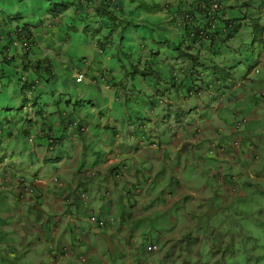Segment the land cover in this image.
<instances>
[{"label":"clouds","instance_id":"clouds-1","mask_svg":"<svg viewBox=\"0 0 264 264\" xmlns=\"http://www.w3.org/2000/svg\"><path fill=\"white\" fill-rule=\"evenodd\" d=\"M65 1H67L66 4ZM70 1L72 5H70ZM174 1L0 0V79L4 74L11 79L8 88L4 90L0 89V147L2 146L0 156L6 150V146L10 145L8 154L6 153L2 164L11 165L10 167L16 170V167L20 165V161L16 157L12 158L9 154L11 152H18L22 149L21 146L25 145L32 152L29 154H33L32 163L33 167L35 166L34 169L39 171V167L36 165L40 162L43 163L44 160L46 161L50 157L47 151L44 153L40 152L39 154V147L36 146V144L38 145L36 138L40 132L44 131L46 127L45 123L59 109L65 107L62 106V103L68 99L70 101L72 100L71 92L75 93L77 102H79L80 96L83 95V90L89 89L91 86L97 89L107 90L112 95L114 94V90L109 89L108 82L106 83V79L109 78L108 75L110 76L111 73L119 74L116 66H112V57L122 60L125 54H132L134 58L132 67L130 68L129 64H127V69H130V73L144 60H148L150 63L152 56L159 55L158 53L162 51L161 45L158 44L157 39L154 41L151 37L156 38L158 36V40H163L161 43L169 42L166 33L168 25L176 27L181 32H185L186 29H191L189 35L191 41L186 43L189 48L193 46L191 44L192 41H194V45L199 44L197 42H199L200 37L204 34L209 38V35L215 33L219 23L218 12L220 11V5L218 3L199 0L190 8L188 6L187 10L180 14V6L175 4ZM200 1L202 11H206L207 18V27L204 30L196 27L194 23L196 7L198 8ZM53 3H55V6L52 5ZM209 5H211V8L208 7ZM103 6L108 7L107 15L105 16H102ZM246 7L248 5L243 6L244 9ZM252 9L254 11H250L251 15H248V11H241L247 16L239 19L237 22L235 20L223 21L225 22L223 33L226 39L224 38L223 43L220 44L221 49L217 51L213 59H205L203 63V67L207 72L209 71L208 74L210 73V76L206 77L204 74H201V78L206 79L204 82L207 88L203 91V86L200 87L201 92L198 97H195L197 101L195 109L179 110L180 105L174 106L175 104L167 97H163L160 99L161 103H158V105L165 104L166 108L173 109L174 120L169 121L171 117L170 115L168 116V112L165 109L162 112V117L156 119L153 123L151 121L154 118L155 110L152 109L148 112L147 118L151 117L148 120L152 124L153 131L151 135H148V137L142 140L146 147H153L154 152L161 158V164L152 167L154 173L150 174L148 172L145 179H147V184L155 180L160 186L167 185L168 191L166 195L162 189L159 191L161 195H164L161 203L153 206L150 210L151 213L155 211L158 214L161 222L160 227L163 228L162 230L165 231V234L171 232L173 229L168 228L167 222L164 219L165 210L187 194L184 185H182V182L185 180L183 177L184 173L197 170L199 173L204 174L206 176L205 178L211 181V184L204 186L203 195L199 198L188 195L189 199L183 200L181 206L192 198H198L208 203L212 200V204L214 202L215 205L222 208L219 201L227 200L225 206L230 207L235 203V206H237L235 212L239 215L241 209L245 206V202L248 201V197H251L250 195L252 193L258 195L260 193L264 194V165L261 163V156H259L260 150H264V124L261 120L264 117V111L262 116H259L261 114L260 109H264V85L261 87L254 86V84H264V72L262 76L259 70V66H262L264 70V21L261 22L258 18V22H252L256 13L255 7H252ZM172 10H175V16L172 15ZM263 10L264 8L260 4L258 12L264 16ZM153 15L158 16L156 22L162 23H159L157 26L152 25L154 22L152 19ZM173 18L175 19L173 20ZM103 19L107 20L105 24L109 26L101 22ZM243 25L255 27L250 37L252 40L259 41L260 52L258 53V57H255V61L249 63V68L245 75H235L234 73L228 72V70H223L225 61L220 56L222 55L223 49L228 44L231 45L234 36L238 34ZM150 26H155L153 27L156 28L155 31L151 30ZM110 31H112L111 34ZM126 33H131L132 35L129 40H127V35L125 37ZM121 36L124 43L130 45L131 50L126 51V48L124 50L122 49ZM140 38L143 39L141 40ZM107 39H111L112 45L109 48H102V42H106ZM39 40H43L48 45L42 46ZM181 41L178 42L175 40L173 50L176 53L174 54L180 53L177 50V46H179ZM249 41L244 36L241 42L242 46H249L246 43ZM118 48L119 50H117ZM115 50L122 53L121 57ZM210 61L213 62L212 67L214 65V68L210 67ZM45 62L49 64L48 69L51 71V77L54 78L49 83L45 77L43 79L45 75ZM182 62L180 59H173L167 53L165 57H161L160 59V68H168L170 76L177 74L178 79H180L188 69L185 66L180 67ZM38 63H43V68H41L43 71H41L40 77L34 71ZM150 64L152 69L153 67H157L154 63ZM211 69H216L218 74L223 75L222 79L224 82L220 79L212 81L215 77ZM250 74L253 76L252 79L248 78ZM19 78L24 83L17 84ZM209 80L211 84L207 86ZM31 83H33L32 89L25 91L23 87ZM141 86L145 85L142 84ZM213 86L217 87L216 90H213ZM146 88L147 85L141 90L146 91ZM238 88H242L241 94H235ZM230 90L237 96V99L232 102L227 100ZM63 95L65 98L60 97ZM249 95L256 100L255 103L252 102L254 109L251 113L248 112V108H245V110L241 109L244 108L242 103L244 102L245 106L247 103L242 98H246ZM44 97H49V100L43 101ZM215 97H218L219 100L214 108L212 101ZM60 100H62L60 105L56 107ZM181 101L186 105L189 99L178 102L180 103ZM229 103L234 108V114L229 116L228 122L223 127L219 126V128H216L211 124L214 112L219 110L220 107L224 108L228 106ZM91 110L94 109H90V112H92ZM204 110L207 114L204 115L205 117L200 118V113ZM25 111L26 114L23 115ZM222 111L225 112L224 109L219 110L220 115L224 116ZM84 115L85 111H80L74 117L75 122L71 127L67 128L65 136H69L70 130L78 127V124L85 118ZM155 117L157 118V116ZM105 118V116L100 118L102 126L108 124ZM107 118L113 120L112 117L108 116ZM95 121L96 119L92 123ZM87 122L88 120L84 122V128H82L84 139L79 140L72 137L71 140L73 142L70 147L66 148V153L60 157L52 156L48 162V164L55 166L56 169L53 170L58 174L54 173L49 178V181L53 185V188L56 189V185H58L60 190L64 189L62 192L65 193V196L62 197V200H66V203L73 204L75 207H82L83 220L85 219L87 221L94 230V233H96V229L102 228L104 230L98 234L99 237L103 238L104 234H107V237L103 238L104 240H108L109 236L115 237L114 240L116 241V246L119 247L118 253L120 255L113 257L110 254H101L100 251L94 252L98 256L104 257L109 264H122L124 252H128L124 242L127 240L132 243L134 239L132 240L129 237V240L127 236L125 239L123 236H117V233H120L124 228L131 229L137 225L138 219L141 218L139 211L142 205H139L138 200H135L133 204H129L126 196L125 198L122 196L123 192L119 191L117 193L119 195L117 196L116 194L115 197L116 205L112 207L111 200L113 201L114 199L111 190L107 188L106 178L112 179V184L116 189L120 187H131L133 193L139 196V186L130 185L136 184L132 175L137 178L136 173L140 171V166H132L128 163L127 166H131L133 169L129 170L126 169L125 165H119L120 163L116 162L110 167L103 168L106 166V162L112 159V156L115 158L122 157V161H130L133 159V156L129 152H124L127 148L125 147L124 139L120 137L125 131L130 133L132 128L123 130L119 136H115L114 138L109 133H101L100 137L96 138L93 132L90 133L93 130L89 126L91 120L90 123ZM157 122L161 123L160 126H157ZM230 122L231 126H229ZM116 129L118 130V128ZM161 134L168 135L171 141L170 143L177 145L178 148L175 149L174 147L175 150L165 152V148L159 140ZM102 138L105 139L104 148L97 144ZM186 145L187 147H185ZM78 148L80 149L78 156H75V150ZM130 150L133 154L136 153L133 147ZM24 153L26 154V151ZM95 156H98V159H95ZM63 160H72L71 162L75 165V169L71 174L65 171V167L60 166L61 163H65ZM148 160L151 161L154 159L150 157ZM22 163H26L29 166L31 164V162L27 161ZM113 166H116L114 171L112 170ZM16 171L19 172L20 170ZM8 177L10 179V174ZM63 177L66 178L64 179ZM30 178H32L31 181L26 179L23 182L21 178H18L16 183L10 180L12 182V185L9 182L10 190L7 193L0 192V200L9 201L12 204L13 211L19 212V206L22 201H25V195H29L30 199H32L37 193L35 186H33L37 180L34 177ZM25 181L29 185H26ZM93 187H98L97 193L102 200L101 204L106 205L105 208L109 207L110 210L115 211L116 208L119 210L121 205L123 208L124 223L128 222L130 224L127 223V226H123L124 223L120 225L121 216H104L102 213H99L100 208H96L97 213H95V207L91 204V201L94 199ZM252 189L254 190L248 192ZM76 197L79 198V205L75 204ZM145 197H147V190ZM31 205L36 206V210L40 207L39 204L30 203L27 207L28 210ZM239 205H243V207L240 208ZM262 211L264 209L260 210V212ZM113 214L116 215V213ZM119 214L121 215V213ZM134 218L137 220L136 224L133 223L135 221ZM27 221L19 220L17 222L19 225L16 226L18 230L31 227L28 226ZM209 221L210 219L205 220V227L209 225ZM175 223H178V220L171 221L169 225H174ZM32 224L33 226H38V228L42 226V224ZM8 225L10 226V223ZM245 225H248V228L252 227L249 222L245 223ZM2 227L9 230V227L5 224ZM165 227L167 230L164 229ZM54 231L57 232L56 229ZM168 240L170 239L167 237H161V239L155 242H148L145 244L143 250L147 251L146 253L161 251V261L159 264L164 263L163 260L166 259L162 255L169 253L171 248L167 244ZM73 246L76 245L72 241L69 244L63 243L61 245L62 255L65 257L73 256L77 264H92V261H89L90 254H87V252L78 253L75 250L76 253H74ZM141 263L140 260L137 261V264ZM164 264L168 263L165 262Z\"/></svg>","mask_w":264,"mask_h":264},{"label":"rangeland","instance_id":"rangeland-1","mask_svg":"<svg viewBox=\"0 0 264 264\" xmlns=\"http://www.w3.org/2000/svg\"><path fill=\"white\" fill-rule=\"evenodd\" d=\"M257 1L254 4L256 13L252 22H258V18L260 15L258 11L260 8L261 0H257ZM66 2L67 1H65V4ZM70 5H72V2L70 3ZM243 10L244 9L234 11L233 12L234 17L239 20L242 17L241 15H245L242 13ZM247 13L248 15H251L250 11ZM254 28L255 27L252 26L249 27L248 25L245 26L243 25L240 31L238 32V34L234 36L231 45L228 44L227 47L223 49L222 55L220 56L225 61L223 65V70H228V72L234 73L235 75L246 74L247 69L249 68V63L255 61L254 60L255 57L257 58L258 53L260 52L259 41L252 40V38L250 37V34ZM147 32L149 33L148 30ZM244 36L250 40L249 42H246L247 45L249 46L246 45L245 47L242 46L241 42ZM168 39L169 42L167 43H161L163 40H157L158 44L161 45V50H162L161 55L160 56L157 55L154 57L152 56L150 59V63H154V65L158 66L157 64L158 63L160 64L161 57H165L167 53L170 57L177 58L176 57L177 54H174L176 53V51L173 50L175 46L174 44L175 41L173 42V40H171L170 38ZM252 42L253 44H251ZM39 43L42 46L48 45L43 40H39ZM121 47H123V45H121ZM259 70L261 71V75L263 76L264 70L262 66H259ZM248 78L252 79L253 76L250 74ZM203 80L206 81V79ZM206 88H207L206 85L203 86V91H205ZM241 93H242V88H238V90L235 91V94H241ZM98 94L100 98L105 101V109L106 111H108L107 108L108 101H112L113 95L111 93H108L107 90H100ZM204 95H206V93H204ZM167 96L170 99V101H172L175 104L174 106L180 105L179 110L182 111H185L187 109L191 110V109H195V107L197 106L196 105L197 101L194 96L189 98V101L187 102L186 105H184L183 101L179 103L178 101L182 99L175 98L177 96L174 97L172 93L168 94ZM146 98L148 99L147 102L151 101L148 95H146L143 98V100H145ZM48 100L49 97L43 98V101H48ZM97 100L99 104L102 105V101L98 98ZM218 100H219L218 97H215L213 99L212 105H214V108L216 107ZM246 102L252 104V102L255 103L256 100L254 97L249 95L246 97ZM235 105H237V103H235ZM153 107H154L153 110H155V115L153 117L157 116V119L162 117V112L166 109V112H168V116L170 115L171 117L169 121L174 120L173 109L166 108L165 104H159L158 106L154 105ZM130 108L131 105L130 106L127 105L126 108L127 114ZM122 109L123 107L120 108V110ZM222 109L223 108L221 107L219 108V110ZM20 110H22V108H20ZM138 110L139 108L134 107L131 115L132 118L134 119L137 118ZM260 110H261V114L259 116H262L264 109H260ZM25 114L26 111L24 112L23 115ZM222 114L225 116L226 112H223ZM89 118L90 117H87V120H89ZM148 119H151V117L146 118L145 121H147ZM261 120L262 123L264 124V117H262ZM160 124H161L160 122H157V126H160ZM229 126H231V122L229 123ZM92 132L93 130L90 131V133ZM89 139L91 140V138ZM21 147H23V145ZM174 147L175 149L178 148L177 145H174ZM185 147H187V145ZM79 150H80L79 148L75 150L74 153L75 156H78ZM28 151L29 149H26V153ZM20 153L21 151H18L16 153L9 155H11L12 158H14L16 155L22 157ZM259 156H261V163H263L264 165L263 149L260 150ZM95 159H98V156H95ZM158 163L159 161L157 159L151 161L149 160L137 161V165L140 166V171L136 173L137 178L134 175H132V178L136 181V184L130 186H134V185L139 186V192H140L139 196L133 193L131 187L119 188L118 186L119 189H116L115 186L112 184L111 181L112 179L106 178L107 188L111 190L114 199L113 201L111 200L112 207L116 205L115 197L116 194L119 193V191L123 192L122 196H124V198L126 196L127 202L129 204H133L135 200H138L139 205H142L141 210L139 211L141 218L138 219V223L136 218H134L135 221H133V223L134 224L137 223V225L131 229L124 228L121 230L120 233H117V236H123V238L125 239L126 236L127 239L129 240H130L129 237H131L132 240L134 239L132 243L135 247L138 248L137 252L141 254L140 259H138L142 262L141 264H159V262L161 261L160 259L161 251L148 253V255L145 256L144 251L142 252V250L146 243L155 242L161 239V237L169 238L170 240L167 241V244L169 247H171L169 253L162 255L163 258L166 259L163 260L164 263L166 262L168 264H264V211L260 212L261 209H264V194L260 193V195H258L256 193H252L250 195L251 197H248V201L245 202L244 207L243 205H239L240 208L243 207L241 209V213L239 214L240 215L239 216L235 212V210L237 209L235 203H233L230 207H226L225 204H227V200L219 201V203L222 206V208H219L218 205L214 204V202L213 204L211 203L212 200H210V203H208L207 201L198 199L203 195L204 186H209V184H211V181L205 178L206 176L204 174L199 173L197 170L193 172L184 173L183 177L185 179L184 181L186 182L183 181L182 185H184L187 194L181 197L178 202L169 206L165 210L164 219L167 222L168 228H173L171 232L165 234L164 233L165 231L162 230L163 228L160 227L161 222H160V218L158 217V214L155 211L151 213L150 210L153 206L161 203V200L164 195H161L159 191L162 189L166 195L168 191L167 185L160 186L155 180L147 184L148 183L147 179H145L148 172H150V174L154 173L152 167L158 165ZM26 166L29 167L28 164L21 163L19 166L16 167V170H20L19 172L18 171L16 172L18 173L17 176L25 172V177L26 179H28V181H31L30 177L32 176L36 178L37 181L33 184V186H35L37 192L39 187L40 190H42V194H43L47 190L48 186L49 188L53 186L50 183L49 181L50 179L46 174H41L37 170H35V172L34 171L28 172ZM8 176L9 174L8 175L5 174V180L9 179ZM17 180L18 177L13 179V182L16 183ZM25 184L29 185L26 181ZM56 186H57L56 189L59 192V198L64 197L65 193L60 190V187L58 185ZM254 189L249 190L248 192L253 191ZM146 190H147V197H145ZM92 191H93L94 199L91 201V204L92 206L95 207L94 208L95 213H97L96 208L98 207L96 206L97 205L101 206L102 200L99 194L97 193L98 187L97 188L93 187ZM129 192L132 194H130ZM118 195L119 194H117V196ZM188 195H193L194 197H198V198H192L188 202L183 203V206H181V202L183 200L189 199ZM24 200L25 201L21 202V205L19 206L18 209L21 215L28 214L26 212L25 205L26 203H31V199L29 195H25ZM2 203H4L5 205H9L10 206L9 209L12 210V204L9 201L7 200L2 201L0 204L2 205ZM39 203L42 204V201H39ZM51 203H52V207H50L51 212L57 213L58 209H60L59 206L60 203L57 205L52 200ZM5 205L3 207H5ZM32 207H35L34 209H36V206L33 205ZM41 210H43V208ZM33 213H35L36 215L39 214L37 210L36 212ZM45 214L50 215L47 211H45ZM28 215L29 218H32L34 216L32 213H29ZM1 216L2 215L0 213V220H2ZM207 219H210V221L208 223L209 225L205 227L204 222ZM174 220H178V223H175L174 225H169L171 221ZM7 222L10 223V220L8 219ZM163 222L165 224L164 220ZM247 222H249L252 225V227L248 228V225H245V223ZM239 223H241L242 225ZM27 224L28 226H31L30 228L39 229L38 226H33V224L29 222V220L27 221ZM5 225L7 227L9 226L8 224ZM18 225H19L18 223H15L12 226L16 227ZM164 229L167 230L166 227ZM103 230L104 229L102 228L96 229V233H94V230L87 223V221H85V219L80 220L79 222L76 221L75 223L70 222L68 226L62 227L63 236H66L65 240L68 239L69 241L74 242V244L76 245L75 251L78 253L87 252V254H89L92 253L93 251H98V252L100 251L101 254H110V256L112 255L113 257L120 255L118 253L119 247L116 246V241L114 240L115 239L114 236L112 237L109 236L108 240H104L103 238L99 237L98 234ZM81 242L82 244H80ZM1 252L2 251L0 250V255ZM35 259L37 260V258ZM122 259L124 260V261L122 260V264H137V261H135L136 260L135 255L133 254L132 251L124 252V256L122 257ZM164 263H160V264H164ZM0 264H2L1 258H0Z\"/></svg>","mask_w":264,"mask_h":264},{"label":"trees","instance_id":"trees-1","mask_svg":"<svg viewBox=\"0 0 264 264\" xmlns=\"http://www.w3.org/2000/svg\"><path fill=\"white\" fill-rule=\"evenodd\" d=\"M205 1V0H203ZM55 6V3L52 4ZM202 4L200 1V4L198 8L196 7V12L200 13L202 11L201 8ZM211 8V5L208 6ZM108 7L103 6V14L102 16L107 15V9ZM193 14V13H191ZM195 22V21H194ZM115 30V29H114ZM224 30V28H223ZM191 29H186L185 34H187L188 39ZM112 31H110V34ZM196 33V32H195ZM216 33V31H215ZM214 33V34H215ZM220 30L218 32V38L220 39V44L223 43L225 34L223 33V37L219 36ZM228 36V35H227ZM226 36V37H227ZM126 37V35H125ZM207 38L205 34L200 37L199 39V45L205 44L207 42V48H214L216 45V42H213V40L210 38ZM226 39V38H225ZM129 40V38H127ZM187 38L184 36L182 38V41L180 42L178 47V53L176 55L177 58H173L175 60L180 59L182 60V64L180 67H188L187 72L183 75L182 78L178 79L177 74H172L174 76H169L166 75V72H162L164 76L161 75V71L153 70L152 67H150V63L148 60L143 61L140 63L135 69L129 73L130 69H127V64H129V67H132V62H134L133 55L131 54H125L124 57L121 59L113 58L112 57V66L118 69L119 74H113L111 73L110 76L108 75L109 78L106 79V83L108 82V88L114 90L113 94V105L111 108L106 111L105 109V101L102 100L99 96V91L100 90H92V89H84L83 90V95L80 96L79 102L76 101V96L74 92H71V98L72 100L70 101L65 100L64 103H62V106H65L62 109H59L54 115L57 116L60 125H54L53 124V116L45 123L46 127L44 131L40 132L38 137L36 138V144L37 147H39V154L40 152H46L50 158H47V160L43 161V163H40V167L46 166L50 159L53 157H60L62 154L66 153V148L70 147L73 140H71L72 137H75V139L83 140L84 139V134L82 133V128H84V122L87 121V117H90L87 123H90V120L96 119L94 123L89 125L90 129H93V134L94 136L100 137L101 133H109L112 138L115 136H119L123 130L132 128V131L130 134L135 137L136 139H144L148 137V135H151L153 128L151 122L149 120L145 121V119L148 117V112L151 111L154 107V105H158L160 102V99L163 97L168 98V94L172 93V95L175 98L188 100L189 98L192 97H198L202 86H205L204 80L201 78V74H204L206 77L210 76V73L205 70L203 67V63L205 61L204 58H201L199 54V50L197 49L194 45V41L191 42L192 49L189 48V46L186 45L188 41H186ZM112 45L111 39H107L106 42H102V48H109V46ZM121 45H123L122 49L124 50L126 48L127 50H131L132 48L129 47L130 45L128 43H124L122 40L121 36ZM182 46H183V51H182ZM119 50V48L117 49ZM115 50V52L121 57L122 53L118 52ZM126 64V65H125ZM188 65V66H187ZM49 64L45 62V67H44V73L45 75L43 76L47 79L48 83L54 79L51 77V71L48 69ZM43 63H38L37 68L34 69L35 73L39 75L41 71H43ZM168 70V68H166ZM11 79L7 77L5 74L4 76L0 79V89L4 90L9 87ZM45 81V80H44ZM24 83L21 78L17 80V84ZM26 83V82H25ZM145 85L150 86L152 90L149 91H142L141 89L137 90V88L140 85ZM211 84L210 80L208 81L207 86ZM33 87V83L29 85H25L23 89L25 91L31 90ZM159 94V95H157ZM148 95L149 99L151 101L147 102L148 99L146 98L143 100V98ZM65 98V96H60ZM98 99L102 101V105L99 104ZM169 99V98H168ZM63 100V99H62ZM58 101L56 107L60 105V102ZM170 100V99H169ZM172 102V101H171ZM127 105H131V108L127 114L126 108ZM120 110V108H122ZM134 107L139 108L137 118L134 119L131 117L132 115V110ZM90 109L92 112H90ZM224 111L227 113L225 116L220 115L219 110L215 111L213 114V119H211V124L214 125L216 128L223 127L229 120V116L233 113L234 108H232V105H228L223 108ZM245 110V108H241ZM80 111H85V118L82 119V122L78 124V127L70 130L69 136H65V133L67 132V128L71 127L72 124L75 122L74 117H76ZM107 112V113H106ZM223 112V111H222ZM242 112V110H241ZM206 111L204 110L203 112L200 113V118L206 115ZM112 117L114 118L113 120L116 121V123H109L106 126H102V122L100 121L101 117ZM146 117V118H145ZM205 117V116H204ZM209 118L208 116H206ZM116 125V127H115ZM118 128V130L116 129ZM102 129V130H101ZM168 137V135H167ZM24 140V139H23ZM25 141V140H24ZM25 143V142H24ZM6 146V145H5ZM2 147V146H1ZM0 147V153H2ZM10 148V145L6 146V150L4 153L0 156V176H1V181L3 185L6 184L5 180V173L10 174V180L12 181L15 179L18 173L17 171L13 168H11V165H4L2 164L3 160L5 159L6 153L8 154V149ZM27 148L25 145H23L21 151V156L16 155L15 157L19 159V161L22 162H31L30 166L27 167V170L34 171L35 169L33 167V154L30 150L25 154L24 151H26ZM32 149V148H31ZM16 152H11L10 154H13ZM14 157V158H15ZM35 157V156H34ZM29 158V159H28ZM20 163V164H21ZM116 169V166L112 167V170L114 171ZM33 177V176H32ZM18 178H21V181L23 182L26 180L25 177V172L20 174ZM4 179V180H3ZM32 179V178H31ZM34 179V178H33ZM32 183V182H31ZM2 199V198H1ZM2 200H0L1 203ZM79 198L76 197L75 199V204L79 205ZM1 205V204H0ZM122 206L120 205L119 210H121V219H120V225L124 223V215H123V210ZM30 210V209H29ZM37 217V215H36ZM130 217V216H129ZM8 224L7 219H2L0 220V225ZM125 248L127 251H132L133 254L136 256L135 259L138 261L140 259L141 254L137 252L138 248L134 247L130 241H125L124 242ZM144 249V247H143ZM136 251V252H135ZM144 251V255L147 256L148 253L147 251ZM138 258V259H137Z\"/></svg>","mask_w":264,"mask_h":264},{"label":"crops","instance_id":"crops-1","mask_svg":"<svg viewBox=\"0 0 264 264\" xmlns=\"http://www.w3.org/2000/svg\"><path fill=\"white\" fill-rule=\"evenodd\" d=\"M199 0H175L174 3L180 6L179 13H183L185 10H187L188 6L189 8ZM207 2H216L220 5V11L218 12L219 15V23L216 28V33L209 35V39L211 38L213 42H216V45L214 48H207V42L205 44L199 45L196 44V51L199 50V54L201 58L211 60L213 57L217 54V51L221 49L220 45V39L218 38V32L220 30L219 36L223 37V26L225 22L224 20H235V22L239 21L236 19L233 15L234 11L237 10H242L244 9L243 6L248 5L243 11H254L252 7H255L254 4L257 0H206ZM258 2V1H257ZM196 4V3H195ZM263 8H264V0H261L260 3ZM264 11V10H263ZM172 15H176L175 10H172ZM206 11H200V13L195 12V26L202 28L203 30L206 29L207 27V18H206ZM242 17L240 19L245 18V15H241ZM263 14H260V21L263 22ZM152 19L154 20L152 25H158L159 23L162 22H156L158 20L157 15H153ZM175 18H173L174 20ZM101 22H104V25L109 26L108 24H105L107 22L106 19H103ZM157 23V24H156ZM241 23V22H240ZM155 26H150L151 30L155 31L156 28H153ZM167 37L173 40V42L176 41H181V39L185 36L187 38L186 41H191L188 39L187 34L184 33V31L181 32V30L177 29L176 27H172L171 25H168V29L166 31ZM127 38H131L132 35L131 33H126ZM211 36V37H210ZM139 37V36H138ZM141 40L143 38H140ZM152 40L155 41V39L158 40V36L156 38L151 37ZM161 39V38H160ZM208 39V40H209ZM192 49V47H191ZM159 56L161 55V52L158 53ZM145 58V56H143ZM145 61V60H144ZM210 67L214 68L215 66L212 64L213 62H209ZM152 65V64H150ZM157 67H153V69H157L158 71H161V75L164 76L162 72H166V75L170 76V72L165 67L160 68V64H157ZM213 71L214 79H220L223 81L222 77L223 75L218 74V71L216 69H211ZM209 72V71H208ZM263 81V80H262ZM224 82V81H223ZM145 86H139L137 90L143 89ZM264 84H254L255 87L257 86H263ZM213 90L217 87L213 86ZM89 89L95 90L94 86H91ZM102 90V89H98ZM152 90L150 86H147L146 91ZM153 91V90H152ZM237 99V96L234 95L233 92L230 90V94L227 98L228 101L232 102L233 100ZM246 100L245 97L242 98V100ZM113 105V98L112 101H108V106L107 108H111ZM230 105V103H229ZM232 105V104H231ZM242 106L244 108H248V112L251 113L252 110L254 109V104H249L243 102ZM53 124L54 125H60V122L57 118L56 115L53 117ZM114 119V118H113ZM156 117L153 118L151 122L156 121ZM106 121L110 123H116V121L109 120L107 117L105 118ZM92 121V120H91ZM120 137L124 139L125 142V147L127 150H124V152H129L132 156L133 159L130 161H122V157L115 158L112 156V159L106 162V166L103 168L105 169L106 167H110L111 165L117 163H120L119 165H125L126 169L133 170L131 167H128V163L131 164L132 166L137 165V161L139 160H144V159H149L150 157H153V159H158L159 163L158 165L161 164V158H159V155L156 154L153 150V147L145 146L143 143V140L141 139H136L133 137L129 132L125 131L124 134H121ZM159 140L163 144V147L165 148V152H168L169 150L172 151L174 149V145L171 144L169 138L163 134L160 135ZM105 139H100V142L97 143L99 146H102L104 148L105 146ZM159 144V143H158ZM134 148L136 153L133 154V152L130 150L131 148ZM115 155V154H114ZM72 160H63L65 163H61L60 166L65 167V171L68 173H72L75 169V165L71 162ZM68 162V163H67ZM42 163V162H40ZM40 163H38L36 166L39 168V172L41 174H46L49 178L55 173L54 170L56 169L54 165L52 164H46L43 168L40 167ZM157 166V165H156ZM54 169V170H53ZM139 169V167H137ZM50 171V172H49ZM57 174V173H55ZM62 174V173H61ZM58 175V174H57ZM60 177H62L60 175ZM64 179L66 177H63ZM1 176H0V192H9V181L4 180L6 182L5 185H3L1 181ZM39 187V186H38ZM64 189H61V191ZM51 200L54 201L55 204H59L60 209H58V212H51L52 203ZM59 200V201H58ZM39 201H42V204L39 203ZM31 203H36L39 204L40 207L37 209L38 210V215L36 217V214L33 212H36L35 207H29L31 211L28 210V205L30 203H26V212L32 213L34 216L32 218H29L28 214L21 215L17 211L10 210L8 207L9 205H5L4 203L0 206V213L2 219H9L10 220V226L9 230H7L4 227H0V250L1 255L0 258L2 260V264H77L72 257L68 256L65 257L62 255L61 252V245L63 243H68L69 240H65L66 236H63L62 232V227H66L69 225L70 222L75 223L76 221L79 222L80 220H83V210L82 207L80 206H74L73 204H68L66 203V200H62V198H59V192L58 190L53 187L47 188V190L42 194V190H40V187L38 189V192L36 193L35 197L31 199ZM5 205V207H3ZM96 207L100 208L99 213L103 214L104 216H115L119 217L121 216L119 213H121V210H116L112 211L110 210L109 207L105 208L106 205L101 204V206L97 205ZM43 208V210H41ZM45 209V210H44ZM45 211H47L50 215H46ZM75 213V214H74ZM113 213H116L114 215ZM19 220H29V222H32L34 224H42L39 229H34L30 227H25L22 230H18L17 227H13L12 225L17 223ZM26 222V221H23ZM13 223V224H12ZM63 223V224H62ZM62 224V225H61ZM61 225V226H60ZM127 226V223L125 222L123 226ZM59 227V228H58ZM54 229L57 230V232L54 231ZM54 231V232H53ZM107 237V234L103 235V238ZM42 248V249H40ZM73 252L76 253L75 246L72 247ZM72 254V253H71ZM90 259L89 261H92V264H109L107 263V260L104 257L98 256L94 251L92 253H89ZM37 258V260L35 259Z\"/></svg>","mask_w":264,"mask_h":264}]
</instances>
